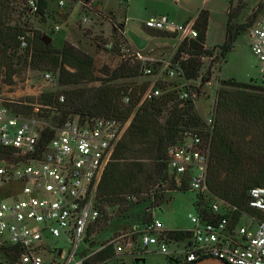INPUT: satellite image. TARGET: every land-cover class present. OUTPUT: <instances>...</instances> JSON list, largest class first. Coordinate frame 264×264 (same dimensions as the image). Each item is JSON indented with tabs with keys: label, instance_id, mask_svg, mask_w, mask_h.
Returning <instances> with one entry per match:
<instances>
[{
	"label": "built area",
	"instance_id": "obj_1",
	"mask_svg": "<svg viewBox=\"0 0 264 264\" xmlns=\"http://www.w3.org/2000/svg\"><path fill=\"white\" fill-rule=\"evenodd\" d=\"M27 5L30 12L37 11L35 0H27ZM195 19L178 22L161 15L141 23L147 30L173 36L177 44L163 57L145 49L137 50L126 31L122 33L126 41L120 47L121 62L138 66V77L152 79L143 91H138L136 108L163 93L156 86L160 83L174 84L178 100L197 109L202 75L185 78L181 64L189 55L182 52L176 56L181 42L196 38ZM247 34L249 48L257 61L258 85L264 87V15L253 21ZM26 36L32 38L33 33ZM18 39L20 49L28 47L31 55V46L25 38ZM206 58L211 61V69H215L222 58L220 50H208L198 60ZM43 81L50 85L51 74L46 72ZM132 94L133 90H128L122 102L129 103ZM58 102L64 103L63 96H59ZM30 107V113L20 114L6 104L0 106V254L9 248L16 250L15 258L8 264H86L107 247L112 248L114 256L133 259L144 258L154 248L170 264H191L207 257L227 264H264V187L248 192V210L252 212L227 204L207 189L214 123L211 116L202 120L204 133L194 130L182 133L166 154L167 172L174 186L180 188L185 182L189 191L201 195L196 214L189 215L192 229L183 230L190 233L188 242L169 243L167 234L171 230L164 229L152 216L142 227L134 226L129 233L96 246V223L100 218L98 188L132 116L123 122L72 115L59 123V120L46 121L57 107L37 104ZM244 217L250 220L247 227L240 225ZM57 241L64 242L70 252L65 253Z\"/></svg>",
	"mask_w": 264,
	"mask_h": 264
},
{
	"label": "trees",
	"instance_id": "obj_2",
	"mask_svg": "<svg viewBox=\"0 0 264 264\" xmlns=\"http://www.w3.org/2000/svg\"><path fill=\"white\" fill-rule=\"evenodd\" d=\"M36 2L35 14L42 17L48 2ZM14 3L15 0H0V70H6L7 78L10 79L14 73L11 61L13 56H17L24 57V63L32 64L35 68L47 67L46 71L56 75V83L59 86L79 87L100 82L95 88L71 89L64 91V94L42 93L38 98L39 103L57 107L56 112L62 110L59 123L72 115L123 122L132 116L123 138L105 168L98 188L100 218L96 227L100 223L104 226L110 220L109 211L125 213L137 206L141 199H144L142 195L148 194L150 188L161 181V175L169 178L173 190L189 191L185 182L177 188L168 176L167 149L176 143L182 133L189 130L204 133L205 130L204 124L194 112L193 105L178 100L175 85L156 84L163 93L155 99L143 102L138 108L137 96H132L129 103L124 104L121 88L114 82L122 78L138 77V66L132 67L121 62L113 70L104 69L103 78L97 76L92 57L71 43L64 41L60 48H53L52 45L45 46L41 42V34L34 33L32 38H28L26 34L29 32L12 22ZM231 23L227 21L224 42L219 46L222 58L233 48L237 36L247 30L253 21L241 24L233 30L228 26ZM207 26L208 11L201 9L194 22L196 38L181 42L176 49V56L182 52L189 55L181 64L183 75L187 79H195L198 76V57L208 54L202 46L205 43ZM124 30L123 23L113 24L112 36L117 41L124 42ZM149 34L160 38L173 37L158 31H150ZM21 36L31 46V55L28 47L20 49L18 38ZM115 47L118 45L114 42L111 49ZM21 51L22 54L19 53ZM220 84L210 143L207 189L216 198L248 212L249 190L264 187V95L257 93L264 92V87L251 80L248 83L227 80L220 81ZM59 96H64V103L58 102ZM6 106L12 107L15 113L20 114H28L32 109L30 106H20L21 109L11 104ZM197 199H201V195L197 194ZM197 205L198 202L195 203L196 207ZM141 219L142 223L149 222L152 214L148 213ZM167 238L188 242L190 233L183 230L170 231ZM15 253V249L9 248L3 255L11 262ZM112 257L120 258L113 256L112 248L107 247L86 264H104ZM166 260L170 264L169 259Z\"/></svg>",
	"mask_w": 264,
	"mask_h": 264
},
{
	"label": "rangeland",
	"instance_id": "obj_3",
	"mask_svg": "<svg viewBox=\"0 0 264 264\" xmlns=\"http://www.w3.org/2000/svg\"><path fill=\"white\" fill-rule=\"evenodd\" d=\"M60 1L63 2L62 6L59 5ZM47 2L44 16L40 17L35 12L29 11L27 0H15L12 22L33 35L34 33L46 35L51 39L49 44L53 48L60 47L64 41L71 43L92 57L94 72L101 78H103L104 69L113 70L121 63L120 47L123 41H117L111 32L113 24L124 22L125 19L124 26L127 30L150 16L165 15L181 22L187 17H194L198 9L207 10L210 13V21L205 45L207 51H214L219 50V46L224 42L227 21L232 22L228 26L233 30L241 24L250 20L255 21L264 15V0H128L127 2L123 0H47ZM97 5L101 9H97ZM114 42L118 47L111 49ZM161 42L172 43L171 40ZM145 51L163 57L167 51H171V47L152 51L145 49ZM19 53L22 54V51ZM11 62L14 73L10 79L7 78L4 68L0 70V106L8 103L19 109H21L20 106L35 104L43 106L38 99L42 93L64 94L63 92L67 90L95 88L100 85V82H94L79 87L59 86L56 83V75L46 71L47 67L35 68L32 64H25L24 57L17 56H13ZM210 65L211 61L208 58L199 62V73L203 79L199 86L200 94L196 100L197 109L194 112L202 124V120L207 116H211L213 121L216 117L215 106L217 91L221 87L220 81L234 80L248 83L251 80L256 84L260 83L257 61L249 48L247 30L237 36L233 48L225 54L224 58H219L215 69H211ZM46 72L52 77L50 85L44 84L43 81V75ZM206 78L209 79L208 82L204 81ZM151 80L149 77L122 78L114 84L121 88L123 96L128 90H133L132 96L136 98L138 91L147 87ZM257 93L264 95V92ZM61 111L59 109L58 112L50 114L46 121L57 122L61 117ZM142 198L144 199H141L137 206L125 213L109 211L110 220L104 226L100 223L96 229L94 245H103L120 234L129 233L134 226L142 227L144 223L141 222V218L148 213L158 219L166 230L192 229L193 224L189 215L196 214L197 192L173 190L169 178L161 175V181L152 186L150 192L142 195ZM249 222L250 220L244 217L240 225L247 227ZM167 241L171 243L173 240ZM56 243L65 253L70 252L64 242ZM150 251L151 253L144 257V264H168L164 255L157 253L154 248ZM120 259L112 257L104 264H135L131 257L125 259L124 263ZM0 264H8L5 256L1 254Z\"/></svg>",
	"mask_w": 264,
	"mask_h": 264
},
{
	"label": "crops",
	"instance_id": "obj_4",
	"mask_svg": "<svg viewBox=\"0 0 264 264\" xmlns=\"http://www.w3.org/2000/svg\"><path fill=\"white\" fill-rule=\"evenodd\" d=\"M92 1H94V0H92ZM96 8L97 9H101V7L99 5H97ZM200 10L201 9H198V11H196V15L194 17H187V18H185L183 20L185 21V20H188V19H194V18H196L197 14H198V12ZM151 17L152 16H150L149 18H151ZM125 21H126V19L124 20V22H120V23H123L124 24ZM209 21H210V13L208 11V24H209ZM124 29H125V26H124ZM127 30H131L133 33H135L138 36L144 38L147 41V45H146L145 49H147L148 51H152V50H156V49H162V48H170V47L172 48V47L176 46V44H177L176 41L173 40L172 38H160V37H153V36H151L149 34V32L152 31V30L145 29L142 26L141 23L138 24V25H136L135 27L129 28ZM125 31H126V29H125ZM207 32H208V26H207L206 35H207ZM164 40L165 41L166 40H171L172 43L169 44V43H163V42H161V41H164ZM205 41H206V39H205ZM61 45H62V43H61ZM61 45H60V47H61ZM204 46L207 47L205 45V43H204ZM60 47H58V48H60ZM120 258H121L120 261L124 263L125 262V259L130 258V257L125 256V257H120ZM133 261H134V259H133Z\"/></svg>",
	"mask_w": 264,
	"mask_h": 264
},
{
	"label": "water",
	"instance_id": "obj_5",
	"mask_svg": "<svg viewBox=\"0 0 264 264\" xmlns=\"http://www.w3.org/2000/svg\"><path fill=\"white\" fill-rule=\"evenodd\" d=\"M126 36L128 37L129 41L132 43V45L137 49V50H144L146 45H147V41L138 36L137 34L133 33L131 30H126ZM51 39L49 37H47L46 35H43L41 37V42L47 46L49 45ZM60 253V251H59ZM145 259L144 258H137L134 259V263L135 264H144ZM192 264H227L224 261L218 260L216 258H211V257H207V258H203L199 261H196Z\"/></svg>",
	"mask_w": 264,
	"mask_h": 264
}]
</instances>
